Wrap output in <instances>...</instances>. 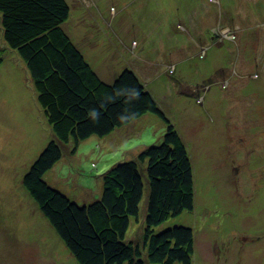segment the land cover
<instances>
[{
	"label": "rangeland",
	"instance_id": "rangeland-1",
	"mask_svg": "<svg viewBox=\"0 0 264 264\" xmlns=\"http://www.w3.org/2000/svg\"><path fill=\"white\" fill-rule=\"evenodd\" d=\"M66 2L62 29L92 70L104 82L133 71L187 148L193 208L155 231L191 228V264H264V0ZM0 56V264H77L22 184L52 132L1 27ZM165 128L145 113L73 152L70 142L42 178L88 204L99 198L104 172L160 144ZM144 202L127 240L139 236Z\"/></svg>",
	"mask_w": 264,
	"mask_h": 264
},
{
	"label": "trees",
	"instance_id": "trees-1",
	"mask_svg": "<svg viewBox=\"0 0 264 264\" xmlns=\"http://www.w3.org/2000/svg\"><path fill=\"white\" fill-rule=\"evenodd\" d=\"M68 15L66 0H0L2 38L25 63L52 132L22 184L77 264H191V228L155 231L168 218L193 208L187 148L133 71L122 70L112 82L98 77L62 29ZM131 88L138 92L135 99ZM93 110L99 119L89 116ZM145 113L166 122L161 143L104 172L98 199L79 205L43 180L70 142L73 152L86 138L107 136ZM121 114L134 118L122 122ZM144 195L139 236L127 240L130 218H137Z\"/></svg>",
	"mask_w": 264,
	"mask_h": 264
},
{
	"label": "clouds",
	"instance_id": "clouds-1",
	"mask_svg": "<svg viewBox=\"0 0 264 264\" xmlns=\"http://www.w3.org/2000/svg\"><path fill=\"white\" fill-rule=\"evenodd\" d=\"M123 89H125V88L118 89V90L116 91L115 95H116L117 97L121 96V91H122ZM131 89H132V91H133V97H132V99L137 98V96H138V92H137V90L134 89V88H131ZM89 116H90L93 120L99 119V114H98L95 110L91 111V112L89 113ZM118 118H119L122 122H126V121L129 120V119H133V118H134V114H130V115H127V116L124 115V114H121Z\"/></svg>",
	"mask_w": 264,
	"mask_h": 264
},
{
	"label": "crops",
	"instance_id": "crops-1",
	"mask_svg": "<svg viewBox=\"0 0 264 264\" xmlns=\"http://www.w3.org/2000/svg\"><path fill=\"white\" fill-rule=\"evenodd\" d=\"M224 28H228L227 26H223V28L222 29H224ZM221 29V30H222ZM214 37H212V42H214L213 44H217V43H219L218 42V38L216 39V37H215V35H213ZM219 40H221V38L219 37ZM206 49H205V53H204V57L206 56ZM232 51H230V53H231ZM183 68H185V67H183ZM175 70H176V66L174 65V73H175Z\"/></svg>",
	"mask_w": 264,
	"mask_h": 264
}]
</instances>
